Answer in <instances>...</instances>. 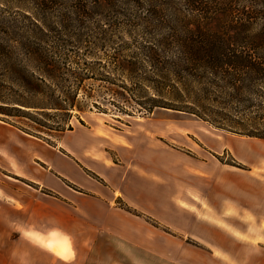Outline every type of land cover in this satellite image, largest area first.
<instances>
[{
  "label": "rangeland",
  "instance_id": "1",
  "mask_svg": "<svg viewBox=\"0 0 264 264\" xmlns=\"http://www.w3.org/2000/svg\"><path fill=\"white\" fill-rule=\"evenodd\" d=\"M262 33L264 0H0V39H5L0 40V120L81 164L132 167L138 158L155 164L163 156L165 167L156 171L165 174L164 180L150 175L164 185L163 201L151 202L150 213L123 200L116 206L166 237L177 239L179 228L190 227L194 215L221 223L224 194L230 198L225 219L256 225L233 208L264 204V139L247 135H264V79L244 78L238 92L230 87L231 79L213 71L188 72L170 38L217 35L245 45L263 40ZM19 42L46 50L54 66L28 57ZM150 52H156L151 58L156 61H150ZM36 86L43 94H32ZM62 89L74 98L61 96ZM182 107L200 117L174 110ZM19 185L37 198L48 194ZM156 210L159 219L152 214ZM5 218L12 222L11 215ZM57 218L51 226L36 214L26 216L24 224L41 225L40 234L43 226L56 228L60 237L47 236L48 242L65 245L58 223L65 216ZM50 243L43 242L46 248L38 253L22 243L15 261L10 250L0 256V264L4 259L9 260L5 264L94 262L90 249L78 254L74 243L70 256ZM180 244L185 257L190 251L196 256L193 240L183 238ZM47 250L66 260L44 254ZM119 258L124 262L123 254Z\"/></svg>",
  "mask_w": 264,
  "mask_h": 264
},
{
  "label": "crops",
  "instance_id": "2",
  "mask_svg": "<svg viewBox=\"0 0 264 264\" xmlns=\"http://www.w3.org/2000/svg\"><path fill=\"white\" fill-rule=\"evenodd\" d=\"M159 158L158 155L155 164H145L138 158L132 167L90 162L81 164L0 120V256L5 258V252L12 250L15 261L22 243L30 251L43 252L46 248L43 242L50 243L47 236L60 237L58 231L56 228L47 230V226H43L44 234H40L41 225L37 228L29 221L26 227L24 219L40 214L46 225L53 226L62 214L65 219L58 222L60 234L76 244L78 254H85V250L90 249L89 258L94 261L90 264H165L166 261L173 264H264V204H258L262 208L255 205L252 208H233L238 217H250L257 222L256 225L238 223V219H225L230 198L224 194L219 213L221 223L203 221L194 215L190 227L179 228L177 239L166 237L164 231L144 218L116 206L117 200H123L142 212L150 213L151 202L163 201L164 185L150 179L151 175L164 180L165 174L161 172V176L156 171L165 167L163 156ZM90 172L100 180L92 179ZM19 184L48 191V194L37 198L29 191L24 192ZM72 186L78 190H73ZM54 205L56 209L52 208ZM152 214L158 219L162 216L158 210ZM6 215L12 216V222L5 220ZM54 215L56 218L47 219ZM68 221L72 223L70 227ZM181 236L195 242L196 256L191 251L188 257L183 255ZM66 239L63 240L65 245L59 242L50 244L72 256L73 246ZM103 247L107 251L102 256ZM44 252L61 261L66 260L52 251ZM122 254L124 262H120ZM8 261L4 259L3 263ZM79 261L74 259L73 262L89 264L90 259L88 262Z\"/></svg>",
  "mask_w": 264,
  "mask_h": 264
},
{
  "label": "trees",
  "instance_id": "3",
  "mask_svg": "<svg viewBox=\"0 0 264 264\" xmlns=\"http://www.w3.org/2000/svg\"><path fill=\"white\" fill-rule=\"evenodd\" d=\"M179 22L187 25V23H185L184 20H180V18ZM192 35L189 34V38H181L180 40L175 41L174 38H170L172 39L171 45L173 43L176 46L177 42V48L180 54L178 61L180 62L181 67L186 71L192 72V70L199 69L207 72L213 71L218 75H222V78L224 79H231L234 83H229L230 87L238 89V92L242 90V82L244 81V78L253 83L256 80L264 79V39L260 41H251L245 45H239L238 41H233L236 43L235 44L232 43L230 39L217 35L200 37ZM261 35H264V33ZM0 40L5 42V39ZM1 44L2 43H0V45ZM19 45L26 49L28 57H42L44 65L54 66V59H51L52 57H50L46 50L42 49L40 46L28 42H19ZM154 53L156 52L149 53L150 61H156V58L154 60L151 59L152 57H157ZM64 61V63L68 62V60ZM46 72H51V70L47 69ZM236 72H238L241 77H236L234 74ZM228 75L232 77H229ZM30 90L33 95L43 94V91H41L38 86L34 87V89L31 88ZM69 93L68 90L62 89L61 96H64L66 99H73L74 97H70V95H68ZM51 94L59 99L58 96L56 97V91L53 90ZM68 107L70 109L73 107V104H70ZM52 108L60 109L58 106H52ZM174 110L189 112L199 116L198 111H195L194 109L187 110L182 107ZM247 135L249 137L264 139V135L261 134L250 133Z\"/></svg>",
  "mask_w": 264,
  "mask_h": 264
}]
</instances>
